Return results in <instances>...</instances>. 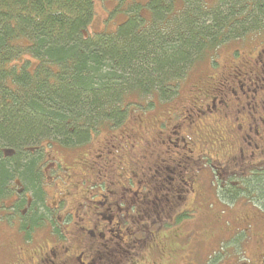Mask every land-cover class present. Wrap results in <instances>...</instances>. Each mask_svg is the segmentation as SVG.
<instances>
[{
  "label": "trees",
  "instance_id": "trees-1",
  "mask_svg": "<svg viewBox=\"0 0 264 264\" xmlns=\"http://www.w3.org/2000/svg\"><path fill=\"white\" fill-rule=\"evenodd\" d=\"M93 12V0H0V209L27 240L46 222L59 232L46 147L82 145L169 99L222 47L264 40V0H133L99 33ZM252 187L264 204V179Z\"/></svg>",
  "mask_w": 264,
  "mask_h": 264
},
{
  "label": "flooded vegetation",
  "instance_id": "flooded-vegetation-1",
  "mask_svg": "<svg viewBox=\"0 0 264 264\" xmlns=\"http://www.w3.org/2000/svg\"><path fill=\"white\" fill-rule=\"evenodd\" d=\"M248 43H252V47L247 52H241L242 46L232 49L227 70L223 69L224 66L220 69L221 64L217 60L210 62V69L214 73L205 74V77L202 75L198 82L191 81L190 85L187 84L188 105L183 110L173 105L172 109L175 111H170L169 117L163 120L161 118L153 133H143L139 136L135 125H140L141 120L135 116L137 119L128 127L125 125L118 130L122 134L117 135V131L110 135L109 140L98 150L99 154H93V161L91 158V161L83 162L86 166L96 169L95 179L98 177V181L93 183V187L96 184L99 188L100 185L105 188V179H114V182L110 183L113 189H107L108 195H101L104 204L110 205L107 209L112 210V214L107 218L99 213L98 219L96 213L91 229H78V238L74 245H46L44 242L43 249L38 247L36 250V254L42 250L36 264H115L122 256H116L115 260L113 256L124 253L123 249L134 247L139 240L128 239L129 243H124V237H131L138 231L143 233L140 240H155L154 248L165 251L169 258L176 256L177 251H183L184 248L180 244L175 246L163 242L158 235L165 226L195 218L196 213L199 214L206 208V205H189L192 204L189 196H192L193 200L196 197L202 200L197 189L201 187L199 173L201 169L207 168V164L215 169L222 180L221 187L225 190L229 202L251 204L239 205L249 208L250 213L241 215L236 220L241 224L245 223L246 227H252L249 220L255 219L259 206L264 207L254 205L253 201H260L252 187L254 182L264 179V110H252L254 115L248 113L247 108H250L251 104L245 100L249 98L248 95L253 100L257 93L264 91V40ZM243 55L246 56L243 58ZM232 74L236 78L240 76V80L235 81ZM168 100L156 102L155 105L160 106ZM257 103L261 104L263 100ZM108 142L115 143L110 145ZM138 145H141V153L130 159L129 164H124V149L130 151ZM219 149L222 151H219L220 154L217 151ZM48 166L56 168V164L52 162H49ZM111 166H116L119 170L116 172V179L113 173L108 172ZM43 170L44 176L49 177V173L46 174L47 167L44 166ZM84 184L82 181L81 185ZM118 203L123 204L125 208L121 209ZM137 203L141 205L137 206ZM130 209L134 214H129ZM122 210L127 214L122 215ZM186 214L190 216L181 218ZM220 214L216 215L211 225L218 224ZM261 217V231L253 232L252 238L249 239L260 249L255 264H264V216ZM100 219L106 220L108 224L116 220L115 226L121 235L115 238L112 230L105 227V232L110 237L106 240L107 244H103L105 233L97 231L98 228H103ZM130 219H133L132 224L135 227L131 232L124 225ZM236 220L232 222L235 227L238 225ZM44 226L48 231V224ZM218 232L221 233L220 239L231 237L233 233L232 230L219 228L216 233L205 231L202 237H199L198 233L187 237L191 240L193 237L194 240L198 238L203 242L205 235L217 239L215 236ZM86 261L89 263H85Z\"/></svg>",
  "mask_w": 264,
  "mask_h": 264
},
{
  "label": "rangeland",
  "instance_id": "rangeland-1",
  "mask_svg": "<svg viewBox=\"0 0 264 264\" xmlns=\"http://www.w3.org/2000/svg\"><path fill=\"white\" fill-rule=\"evenodd\" d=\"M132 3L133 0H93L94 12L89 26L90 31L96 33L114 31L117 25L126 18V9ZM251 44L252 43H248L247 41L238 44L231 43L219 49L215 56L217 62L221 64V68H219L222 69L224 66L223 69L227 70L230 64L229 54L233 48L242 46L241 52L243 53L250 50L252 47L250 46ZM245 56L246 55H243V58ZM209 62V60H204L199 66L192 69L180 82L177 92L171 96L166 103L160 104V106L155 105L158 101L154 99L155 102L152 105H149L147 108L140 107L130 111L118 126L100 129L98 132H95L89 141L82 145L72 148L58 145L46 147L44 155L47 161H45L44 166L47 167L46 174L49 173V177L45 178V197L47 205L52 210L51 215L59 232H53L51 228L47 231L46 226H43L32 233L31 238L27 240L18 231L17 221L14 215H8V212L4 208L0 209V264H36L40 255L39 253L42 251L40 250V252L36 254V250L38 247L42 248L44 242L46 245L53 243H69L70 245H74L78 238V229L80 227L91 229L92 220L96 216V213L98 214V219L100 218L99 213L108 218L109 215L112 214V210L110 211L107 209L110 205L104 204L105 201L101 195H108L107 189H113L111 188L113 185L110 183L111 181L113 183L114 179L106 178L105 188H103L102 185H100L99 188L96 184H94L93 187V183L98 181V177L95 179V176H97L96 169L93 168V166H86L83 162L85 160L91 161V158L93 161V154H99L98 150H100L105 141L109 140L110 135L116 133L125 125L128 127L133 120L137 119L136 117H139V120H141L139 123L140 125H135L137 134L141 136L143 133H145V135L153 133L158 127V122L169 117L168 114L170 111H175L172 109L173 105L183 110L189 102L186 100V97L189 96L187 84L190 85L192 82H198V78L202 75L205 77L207 74L212 75L214 73L210 69ZM232 75L235 81H238V79L240 80V76L236 78L234 74ZM248 96L249 98L245 100L247 101L246 103L251 104V107L247 108L248 113L254 115L252 110H264V91L257 93L255 96L256 98H253V100L250 99V95ZM260 97H263V99ZM261 100H263V103H257ZM254 105L255 107L253 108ZM119 134H122V132L117 133V135ZM108 143L111 145L115 142ZM140 147L141 145L135 146V148L130 151L124 149L122 153L124 164H129L132 159L141 153ZM217 151L219 153L221 150L219 149ZM49 162L55 163L56 168L53 169L52 166H48ZM166 165L168 164L166 163ZM206 166L207 168L201 169L199 173V183L201 187L197 188L199 194H201L202 200L198 197L193 200V197L189 196L191 198L190 203H192L189 205H206V208L201 210L199 214L196 213L195 218L165 226V228L161 230V234L158 235L163 242L175 246L180 244V246L184 248L183 251H177L178 253L176 256L169 258L165 251L154 248L156 245L155 240L149 238L140 240L143 238V233L138 231L132 234L131 237H124V243H129L128 239L139 240L135 243V246L130 247L129 250L123 249L124 253L114 255L113 260L117 259L116 256H122L118 258L119 262L115 264H255V258L260 253V249L255 244L253 245L249 239L252 238L253 232L261 231V224L263 223L261 216H264V207L259 206L257 209L255 208L258 213L256 216L257 218L255 217L253 221L249 220L253 228L249 226L246 227L245 223L241 224L239 220H236L237 217L248 215L250 210L245 206L239 205L251 204H232L229 202L225 190L221 187L223 184L222 180L217 175L216 171H214L215 169L209 167V164ZM108 170V172L113 173L116 179V172L119 171L116 166H111ZM82 181L85 182L84 185H81ZM101 203H103V205H100ZM253 203L254 205H264L257 201H253ZM139 205L141 204L137 203V206ZM10 206L11 205H6V208H10ZM55 206L56 208H54ZM118 206L121 209L125 208L121 203H118ZM122 211V215L127 214H124V210ZM128 212L130 215L134 214L132 209L128 210ZM217 214L221 215L218 224L215 226L214 224L211 225V222L214 223ZM189 216V214H186L181 218ZM235 220L237 222L236 224H238L236 227L232 223ZM142 221L144 222V220ZM132 222L133 219H130L124 224L129 232L135 230ZM115 223H117L116 220L111 224H108L106 220L100 222L103 228H98L97 231L105 233L104 240H102L103 244H107L106 240L110 237L105 232V227L112 230V234L115 238L121 235ZM46 224L48 223L46 222L45 225ZM219 228L232 230L233 233L231 237L220 239V232L215 236L217 239H211L205 235L203 237V242H200L198 238L194 240L193 237L191 240L187 237L190 234L194 236L196 233L200 234L199 237H202L205 231L216 233ZM122 229L123 225H121L120 230ZM107 247H109V244ZM196 247L199 251H196ZM183 257L186 258L182 259ZM85 263H89V261ZM90 263L95 262L90 261ZM101 264L104 263L102 262Z\"/></svg>",
  "mask_w": 264,
  "mask_h": 264
}]
</instances>
